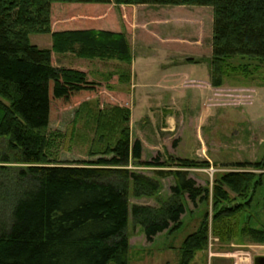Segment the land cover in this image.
<instances>
[{"label":"trees","instance_id":"1","mask_svg":"<svg viewBox=\"0 0 264 264\" xmlns=\"http://www.w3.org/2000/svg\"><path fill=\"white\" fill-rule=\"evenodd\" d=\"M115 5L127 29L134 5L212 6L210 77L215 87L231 74L253 75L251 62L264 63V0H0V140L9 139L21 154L19 162L27 165L15 169L21 189L16 194L0 182V202L12 208L9 223L2 222L0 213V264H128L131 216L152 242L158 234L183 225L186 198L196 207L209 199V189L186 170L199 163L173 157L161 161L159 156L142 162L141 142L131 145L127 128L117 146L103 154L56 162L47 153L45 131L55 122H74L83 103L102 86L90 81L85 70L57 66L53 52H74L80 44L81 57L130 63V46L118 26ZM32 33L52 34V49L32 45ZM237 57L249 64L231 63ZM125 76H119L121 81ZM120 94L129 101V93ZM123 109L129 114L127 106ZM9 162L0 153V163ZM132 162L160 168L155 171L159 179L173 175L171 196L159 206H131V193L154 196L161 188L160 180L128 169ZM173 164L177 169H166ZM261 184V176L252 171L225 172L217 180L213 227L221 240L236 235L240 216ZM231 192L243 201H234ZM208 221L206 212L201 226L183 241L179 264H190L198 251L207 248ZM240 229L252 240L264 242V231L250 222Z\"/></svg>","mask_w":264,"mask_h":264},{"label":"rangeland","instance_id":"2","mask_svg":"<svg viewBox=\"0 0 264 264\" xmlns=\"http://www.w3.org/2000/svg\"><path fill=\"white\" fill-rule=\"evenodd\" d=\"M115 12L118 26L130 46V63L113 57H81L77 54L80 44L75 45L74 52H53L57 66L85 70L90 81L102 86L96 95L83 103L74 122H55L50 130L45 131L47 153L56 162H66L70 156L103 154L117 146L121 132L127 128L130 144L136 140L141 142L142 162L159 156L161 161L170 162L173 157L199 163L198 167L186 170L198 185L209 189V199L196 207L186 198L187 212L183 216V225L175 232L158 234L152 242L147 241L143 228L131 216L127 228L130 236L128 264H179V250L183 241L201 226L206 212H209L208 246L198 251L190 264H256L257 258L264 257V242L252 240L250 236L242 234L240 228L250 222L254 228L264 231V165L259 169L239 168L236 165L264 162V63L251 62L253 75L235 73L225 77L221 86L212 85L223 88L219 105H215L213 99L209 104H204L198 96L192 102L179 98L177 104L173 102V108L170 105L171 98L166 101V105L159 104L153 97L146 100L144 91L137 89L130 92L115 86L117 77L124 74L128 76L123 78L124 81L130 78L133 59L137 55L136 64L147 66L152 80L160 78L164 70L152 64L155 56L150 62L138 58L139 54L151 51L158 58L173 51L184 54L185 61L191 63L209 61L206 57L211 56L214 8L201 5L132 6L131 37H128L127 25L118 5H115ZM29 38L31 44L39 49L53 47L50 33H32ZM231 63L249 64L248 60L240 57L232 59ZM205 64L203 62L192 67L194 70L201 68L197 73L199 75L205 71ZM186 69L189 67L182 68ZM108 89L116 92H107ZM123 92L131 93L128 102L120 94ZM126 106L129 114L123 109ZM170 113L173 114L171 128L170 123H166ZM0 153L5 154L10 161L0 163V167L8 168L2 172L0 169V182L11 187L16 194L21 189L17 184L15 169L27 165L19 162L21 154L11 147L9 139L0 140ZM127 168L156 178L161 183L160 191L154 196L135 197L131 193V206H159L160 202L171 196V185L175 181L173 175L159 179L155 171L160 168L139 166L134 162ZM166 169L177 168L173 164ZM232 171H252L261 176L262 184L252 194L251 206L242 212L236 235L229 241H223L213 227V190L222 174ZM231 197L234 201H243L241 196L232 192ZM11 210L10 206L4 207L0 202L2 222H10Z\"/></svg>","mask_w":264,"mask_h":264},{"label":"crops","instance_id":"3","mask_svg":"<svg viewBox=\"0 0 264 264\" xmlns=\"http://www.w3.org/2000/svg\"><path fill=\"white\" fill-rule=\"evenodd\" d=\"M134 6L136 7V5ZM133 15L135 17V10ZM127 33L129 35L128 37H131L130 33H132V29H127ZM135 51L133 48L134 54ZM212 54L213 51L211 46V56L206 57L209 59V61L206 60L195 64L185 61L186 58L183 57L184 54L173 51H169L164 56H159V58L154 51H151L147 54L141 53L138 55V58L145 59L147 62H150V60H152V56H155L156 58L152 60V64H157L161 70H164L162 71V76L160 78H155L153 80L150 78V73L147 66L136 64L137 55L135 54L136 56L134 57L131 66L130 78H126L124 81L126 83H124L118 76L115 86H120L122 89L126 88L127 91L130 92L137 89L144 91V97L146 100H150V97H153L161 105H166V101H170L171 98L170 105L172 108L173 102L177 104L179 98H181V100L186 99L192 102L193 98L196 96L200 97L204 104H209L210 100L213 99L214 101H211L215 105H219V96L221 95L220 93L223 88H215L211 83L210 60L212 58ZM203 62H206L205 71L203 73H199L198 75L197 73L201 70V68L194 70V67L192 66L203 64ZM185 66L189 67V69H186L187 71L182 70V68ZM151 92H155V94ZM166 123H170V128L173 127V114L170 113V115L166 118ZM170 128H165L164 130H169Z\"/></svg>","mask_w":264,"mask_h":264},{"label":"water","instance_id":"4","mask_svg":"<svg viewBox=\"0 0 264 264\" xmlns=\"http://www.w3.org/2000/svg\"><path fill=\"white\" fill-rule=\"evenodd\" d=\"M256 264H264V257H259L255 260Z\"/></svg>","mask_w":264,"mask_h":264}]
</instances>
